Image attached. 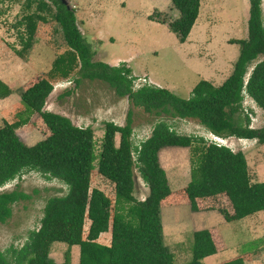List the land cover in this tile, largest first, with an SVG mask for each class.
<instances>
[{
    "label": "trees",
    "instance_id": "16d2710c",
    "mask_svg": "<svg viewBox=\"0 0 264 264\" xmlns=\"http://www.w3.org/2000/svg\"><path fill=\"white\" fill-rule=\"evenodd\" d=\"M170 1L179 17L169 26L179 41L185 42L198 19L202 1ZM24 10L26 13L17 22V26H23L22 46L15 50L20 57L32 49L41 24L54 23L56 43L48 42L55 54L51 67L31 77L20 95L27 107L25 111L42 119L47 135L29 146L16 133L28 117L24 118L21 112L14 122L4 121L0 126V188L35 171L46 179L63 182L67 192L47 199L39 228L29 232L21 247L12 244L0 250V264H56L49 257L55 240L79 247L78 264H175L163 239L164 206L187 204L194 212L215 211L226 222L264 211V181H251L243 152H234L214 140L208 142L203 136L179 134L168 123L173 118L196 119L215 136L255 139L264 144V127H250L248 114L244 119L239 116L244 112L246 96L264 111V60H259L264 56L262 0H250L247 37L230 41L239 45L240 52L229 77L218 86L200 80L188 98L154 84L134 88L135 78L126 64L112 66L94 61L95 51L77 25L75 10L60 0H26ZM61 79L71 80L76 86L84 80H99L118 98H127L130 108L126 124L104 122L100 151H96L90 126H76L70 118L44 110L53 83ZM10 93L9 86L0 79V99ZM70 93L68 88L64 94ZM133 108H142L159 118L151 136L137 145L132 137ZM166 147L190 149L191 180L177 191L171 190L160 164L159 153ZM135 168L149 188L144 200L134 196ZM94 171L114 185V200L98 189L90 194ZM29 198L18 188L0 192V224L12 217L16 203ZM85 219H89L90 229L83 237ZM108 231L110 244H101L99 235ZM226 248L218 227L197 230L193 234L192 257L186 264H205L206 257ZM257 253L241 254L222 264H246ZM70 257L68 248L65 261L60 264H70Z\"/></svg>",
    "mask_w": 264,
    "mask_h": 264
},
{
    "label": "rangeland",
    "instance_id": "374dc122",
    "mask_svg": "<svg viewBox=\"0 0 264 264\" xmlns=\"http://www.w3.org/2000/svg\"><path fill=\"white\" fill-rule=\"evenodd\" d=\"M25 1L0 0V79L11 89L8 97L0 99V126L4 121L19 119L18 114L23 112L28 122L16 133L25 144L32 146L47 135V129L37 114L25 111L27 107L21 102L20 95L30 84L31 77L50 69L55 54L48 42L56 41L53 37L54 23L41 24L32 49L23 57L16 54L15 50L22 46L20 35L23 26H17V22L26 13ZM65 1L75 10L77 25L95 51L94 61L114 66L124 63L132 70L134 88L146 83L154 84L182 98H188L200 80H208L217 86L222 84L232 73L240 52L239 45L230 41L244 39L248 32L250 0H201L198 19L185 42H180L169 26L179 17L170 0ZM262 10L264 18V0ZM259 60H264V56ZM68 88L71 93L66 95ZM129 108L127 98H118L107 84L99 80H84L76 86L67 79L53 83V91L44 106V110L70 118L76 126H90L94 131L97 152L104 134V122L124 126ZM243 109L239 116L244 119L248 114L250 127H264V111L249 96L243 101ZM158 121L159 118L142 108H133L132 137L135 145L151 136ZM168 123L179 134L203 136L208 142L216 140L234 152H243L251 181H264V144L255 139H219L196 119L173 118ZM119 140L117 136V143ZM159 159L171 190H180L190 182L192 164L189 148L166 147L160 151ZM134 181L135 198L144 200L149 188L138 168L134 169ZM16 188L29 194L30 198L16 203L12 217L7 223L0 224L1 251L12 244L21 247L29 232L39 228L47 199L67 192L63 182L46 179L35 171L10 181L0 188V192ZM93 189L100 190L111 200L115 199L114 185L96 171L91 177L90 194ZM161 222L164 243L174 255L175 264H186L191 259L194 232L208 227L219 228L227 248L206 257L203 260L205 264H222L241 254L254 255L258 251L253 261L246 264H264V211L239 221L226 222L215 211L194 212L187 204L164 206ZM89 229L90 221L85 219L83 237L87 236ZM98 241L109 245L111 232L101 233ZM68 248L71 250L70 264H78L79 247H69L61 240L52 242L49 257L56 264L63 263Z\"/></svg>",
    "mask_w": 264,
    "mask_h": 264
},
{
    "label": "water",
    "instance_id": "95a60500",
    "mask_svg": "<svg viewBox=\"0 0 264 264\" xmlns=\"http://www.w3.org/2000/svg\"><path fill=\"white\" fill-rule=\"evenodd\" d=\"M61 2H62L64 5H67V6H68V8H70V5L68 4V1L61 0Z\"/></svg>",
    "mask_w": 264,
    "mask_h": 264
},
{
    "label": "clouds",
    "instance_id": "9594fccd",
    "mask_svg": "<svg viewBox=\"0 0 264 264\" xmlns=\"http://www.w3.org/2000/svg\"><path fill=\"white\" fill-rule=\"evenodd\" d=\"M211 135H213V134H211ZM213 136H215V135H213ZM215 137H217V138H219V139H222L221 137H218V136H215ZM216 141V140H215ZM216 142H219V141H216ZM219 143H221V142H219Z\"/></svg>",
    "mask_w": 264,
    "mask_h": 264
},
{
    "label": "crops",
    "instance_id": "0c3cea01",
    "mask_svg": "<svg viewBox=\"0 0 264 264\" xmlns=\"http://www.w3.org/2000/svg\"><path fill=\"white\" fill-rule=\"evenodd\" d=\"M108 64H110V63H108ZM110 65H112V66H114L115 64H110ZM160 87H162V86H160ZM187 186V185H186ZM203 229V228H202Z\"/></svg>",
    "mask_w": 264,
    "mask_h": 264
},
{
    "label": "flooded vegetation",
    "instance_id": "af4514ba",
    "mask_svg": "<svg viewBox=\"0 0 264 264\" xmlns=\"http://www.w3.org/2000/svg\"><path fill=\"white\" fill-rule=\"evenodd\" d=\"M61 1V0H60Z\"/></svg>",
    "mask_w": 264,
    "mask_h": 264
}]
</instances>
